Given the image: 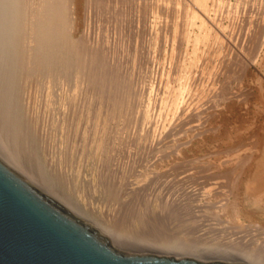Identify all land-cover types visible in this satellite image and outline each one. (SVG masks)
Listing matches in <instances>:
<instances>
[{
  "label": "bare ground",
  "instance_id": "obj_1",
  "mask_svg": "<svg viewBox=\"0 0 264 264\" xmlns=\"http://www.w3.org/2000/svg\"><path fill=\"white\" fill-rule=\"evenodd\" d=\"M257 4L0 0V151L17 164L21 152L43 142V155L60 166L73 157L75 177L83 167L106 176L116 170L112 175L121 174V189L132 199L144 191L166 194L185 208L212 207L258 226L264 220V0ZM209 145L224 157L199 161L184 152ZM134 172L138 178L129 182ZM20 175L116 248L111 234L144 244L109 234ZM193 182L201 184L198 191ZM162 245L166 251L139 253L174 256L172 244ZM183 247L182 255L194 258L193 247ZM247 257L236 261L252 264Z\"/></svg>",
  "mask_w": 264,
  "mask_h": 264
},
{
  "label": "rangeland",
  "instance_id": "obj_2",
  "mask_svg": "<svg viewBox=\"0 0 264 264\" xmlns=\"http://www.w3.org/2000/svg\"><path fill=\"white\" fill-rule=\"evenodd\" d=\"M257 3H259V0H255V5H258ZM262 52H264V48ZM111 126L113 127L114 125L111 124ZM42 144L43 142H41V148H38L39 150L36 148H31L21 152L19 155L20 161L17 164L16 162L11 161L8 156H4L5 154H3L2 151H0V155L7 164L10 162V165H12L15 170L32 181L40 189L46 191L79 215L87 218L91 222H94V224H97L99 227H103L104 230L107 229L108 231H106L109 234H111L109 229H112L115 232L119 231L121 234L124 233V239L130 236L127 238L128 240L131 238H140L145 240L144 244L142 243L133 245V243L131 244L130 241L128 242L126 240L117 239L116 236L113 237L111 234L110 236L113 239V243H115L114 245H117V247L120 246V249H125L132 252H144L150 250L166 251V246L162 244L170 243L172 246H174L173 249L171 248L170 250L173 252L172 254L174 256H181L187 252H183V246L190 245L194 250L191 251V256L199 260L217 259L224 261H236L238 258L243 259L244 256H248L245 259L247 263L259 264V262H256L255 258L257 257L264 259V230L258 228L260 224L262 225L264 223V220H261L260 222L262 223L258 224V226H254L252 220L248 219L234 221L226 214L216 213L212 207L206 210L207 212H203L196 207L194 208V206L185 208L182 205H179V202L172 201L171 196L167 197L168 200L170 199L168 201L166 194L157 195L156 192L153 193L151 191H144V193H140L142 195L138 194V197L136 196L138 200H136V197H134L135 199H132L130 198L132 196L127 195L125 193L126 190H123L124 186H120L121 183L124 184V181L120 178L121 174H118L120 177L116 176L115 178L117 173L116 170H113L114 172L116 171V173L113 171L108 172L109 175L111 173V178L109 175L106 176L107 172L104 171L101 174L98 170L94 173V176V174L88 172V167H83L81 169L82 171L80 170L81 175L78 173V176L75 177V173H73L74 170L72 171L73 157L69 156L71 158L66 162L68 163L66 167L65 164L63 165V171V166L58 164V159L57 161L53 159L51 160L50 157H47L46 155L45 157L43 155V151L45 150L44 147H42ZM209 146H203L197 149L192 147L190 149H185L184 152L189 153H185L188 157H198L199 159L196 158L197 160L200 161L202 158V161H206L207 157V159H211L216 157L215 155L217 154L214 153L216 152V147ZM208 148H214V150H209ZM222 153L217 154V156L219 155L220 157H224L225 152L224 155ZM118 156L120 157V155ZM121 157H123V153ZM47 159H49V161ZM113 160L112 162H115ZM54 161L57 162L58 165H56ZM117 163L118 162L116 161L115 164ZM195 165L198 166V164ZM55 167L58 168L56 169ZM57 170L58 172H56ZM112 172L115 175H112ZM136 173L134 172L133 175L135 174L137 176L138 173ZM133 175L128 176V178L126 177V179H131L129 182H135L138 177L135 175L134 177ZM106 177L110 178L111 180H108ZM112 180H116V184H114V186ZM127 180L125 181L127 182ZM117 183H119V185ZM103 185L105 188H103ZM193 185L195 188H198L201 184H194L193 182ZM193 185L187 186V188L192 190L194 188ZM196 185L199 186L196 187ZM112 186L115 190L112 189ZM121 187L123 189H121ZM190 187L193 188L190 189ZM198 190L199 188L197 191ZM194 191H196V189ZM120 192H122V194L119 195L118 193ZM118 195L120 197H117ZM108 196L110 197L108 198ZM139 197H141V199H139ZM126 198L127 200L130 199L131 203H129L130 200L129 202L127 201L128 204L125 203ZM134 202L136 204H134ZM142 217H144L143 220ZM114 218L115 220H113ZM138 218L143 222H139ZM112 220L116 224H113ZM121 221L125 222L126 224ZM117 222L121 223L117 224ZM113 226H116V230ZM154 230L157 233H155ZM154 235L157 236L158 239L157 237H154ZM150 241L152 243H150ZM189 252L190 251H188V253ZM225 258L227 260H225Z\"/></svg>",
  "mask_w": 264,
  "mask_h": 264
},
{
  "label": "water",
  "instance_id": "obj_3",
  "mask_svg": "<svg viewBox=\"0 0 264 264\" xmlns=\"http://www.w3.org/2000/svg\"><path fill=\"white\" fill-rule=\"evenodd\" d=\"M0 264H244L130 252L0 158Z\"/></svg>",
  "mask_w": 264,
  "mask_h": 264
}]
</instances>
